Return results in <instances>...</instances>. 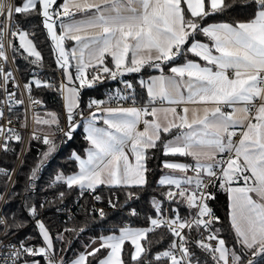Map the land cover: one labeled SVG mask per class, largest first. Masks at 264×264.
<instances>
[{
	"label": "snow or ice",
	"instance_id": "obj_1",
	"mask_svg": "<svg viewBox=\"0 0 264 264\" xmlns=\"http://www.w3.org/2000/svg\"><path fill=\"white\" fill-rule=\"evenodd\" d=\"M39 31L58 84L44 71ZM118 78L123 88L107 99H83ZM35 90L63 97V121L39 114ZM78 134L86 146L70 149L33 197ZM33 142L43 148L21 192L17 170L0 167V264H264V0H0V153L20 159ZM157 150L188 162L165 159L163 190L142 208ZM221 191L227 233L213 207ZM72 192L115 215L81 205L83 225L69 215L54 233L46 214L71 211ZM141 215L146 226L126 223Z\"/></svg>",
	"mask_w": 264,
	"mask_h": 264
},
{
	"label": "trees",
	"instance_id": "obj_2",
	"mask_svg": "<svg viewBox=\"0 0 264 264\" xmlns=\"http://www.w3.org/2000/svg\"><path fill=\"white\" fill-rule=\"evenodd\" d=\"M15 3H17V4L20 3V0H15ZM242 15H243L242 13H234L231 18L232 19L239 18ZM201 40H205V38L201 37ZM34 42L37 43L38 50H40L42 52V55L44 56V71L47 72L48 75L49 74H55L58 71V69H56V65L54 63V56L52 55V53L50 51V42L47 40L46 34L43 31H39L38 36ZM15 43L18 45L17 41H15ZM18 66L21 69H23L26 66V62L23 59H20ZM53 70H55V71H53ZM153 74H157V73H153ZM133 77H135L136 79L140 78L137 74H132V75L126 76L124 79H133ZM30 78L31 77H27V79H30ZM143 78L145 79L147 77L145 76ZM110 89H111V91H115L114 84H110L109 87H99L98 90L89 92L87 95L83 96V99L87 100V99L93 98V97H99V98L105 97ZM138 92H140L143 95H146L144 89L138 88ZM38 96L41 97L46 102V108L43 111L39 112V114L41 116H45L47 112H57L58 114H61V118H62V110H63L62 97L59 95V93H57L56 91H53V90H44V91H40ZM80 131H82V130L80 129ZM13 143H15V142H13ZM82 145L86 146L82 135L78 134L76 139L71 143V145L64 147L63 151H61L59 154H57L55 156V159L51 160L45 166L44 170H42V172L40 174L41 178L37 181V185L39 186L40 191L33 192L32 193L33 197H41L42 198L45 195L44 188L46 187V184L50 179V173H52L53 169L57 168L58 166L65 165V161L67 160L68 152L70 149H80ZM21 147L22 146H19V145L16 147L17 153H20ZM42 148H43V146L41 144H39L37 142H33L31 152H27V151L25 152V155L22 159L24 161V164H23V166L20 164V167L18 170L19 175L18 176L16 175V178H15V181L17 182L16 191L18 193L23 190L24 182H25L26 176L28 174L29 168L33 165L34 158H37L39 156L40 150ZM165 159H168V158L163 157L162 151L157 150L150 156V158L148 160V167H149L148 181H149V185L147 188V192L144 194L145 200L141 203L142 208H147L149 206L148 200L150 199L152 194L155 193L158 196L159 192L163 190L158 185V179L163 174L162 163ZM174 159L185 160V158H174ZM17 162H18V159H17L16 155H13V154L4 155V154H2L0 167H5L8 169H14ZM74 167H76V170H77V166H74ZM65 170L70 171V168L65 166ZM4 183H5V178L0 177V188L3 187ZM103 195H104L105 201H106L107 197L110 195V193L108 192L106 187L104 188ZM48 196H53L51 191L48 192ZM217 196H218V199L216 202L213 203V207L216 210L217 215L221 218V221L224 222L223 231L227 233V232H229V229H230V225L226 221L227 197H226V194L222 191L217 193ZM120 202L121 203L123 202V194L122 193L120 194ZM73 203L74 204L79 203V205H80V208L75 213V218H76V223L78 225L82 226L86 217H85L84 208H82L81 205H83L84 207H89V206L93 205V201L91 200V198L89 196H85L84 198L81 199L77 192H72L67 197L66 204H73ZM96 205H100V206H103L105 208H108L106 206V203L105 204L97 203ZM55 207H56V205H53L46 214L47 217L50 218L52 230L54 233H55L57 228L62 227L61 220L55 212ZM105 211L109 212L110 216L115 215L113 213V210L110 208L106 209ZM87 219L89 221H91L92 217L89 216V217H87ZM96 219L97 220L99 219L98 215H97ZM71 223L72 222H69V226H71ZM126 223H129L133 227H144V226H146V224L144 222L143 215H141V217L139 219L132 218V220L126 221ZM88 235H92V233H89ZM67 239H73V236L68 235ZM83 239H87V237H83ZM152 239L155 240V239H157V237L152 236ZM79 244H80V241L78 240L76 242L77 248H79ZM56 246H57V248L61 247V245L59 243H57ZM64 254L65 253H61V255H64ZM66 255L71 256L72 253L69 251L68 253H66Z\"/></svg>",
	"mask_w": 264,
	"mask_h": 264
},
{
	"label": "built area",
	"instance_id": "obj_3",
	"mask_svg": "<svg viewBox=\"0 0 264 264\" xmlns=\"http://www.w3.org/2000/svg\"><path fill=\"white\" fill-rule=\"evenodd\" d=\"M13 2L15 3V0H13ZM48 76L51 77V78H54L55 81L57 82V84L60 82L61 77H60V72H59V70H58L55 74H49ZM22 82H23V81H22ZM110 84H114V86H115V90H116L118 87L121 88V89L123 88V84L120 82V78H118V79L115 80V81L108 79V80H106L102 85H99L98 88H99V87H109ZM53 91H55V90H53ZM110 92H111V93H114L115 91H111V89H110L105 97H100V98H99V97H93V98L107 99L108 94H109ZM39 93H40L39 90H35V91H34V96H35L36 98H39V99H41V100L43 101V104H42V105L37 106V111H38V112H41V111H43V110L46 108V102H45L41 97L38 96ZM57 93H58V92H57ZM18 95H19V93H18ZM26 107H28V101H27V99H26V95H25V105L19 107V113H18V114L21 115V118H23V113H24ZM63 113H64V109L62 110V114H63ZM32 114H33L32 111L29 110V111H28V116H29V124H30V126H31V123H32V121H31V116H32ZM62 121H63V115H62ZM14 126H16V127L18 128V127H19L18 122H14ZM20 131L23 132L22 129H20ZM29 131H30V129H29ZM27 139H28V137H27V133H25V141H26V144H27ZM23 157H24V155H22V156L20 157V159H18V162H17V164H16V166H15V168H14V169L17 170V172H18V170H19V167H20V164H21V161H22ZM1 158H2V153H0V166H1ZM15 178H16V175H13V180H14V181H15ZM85 196H88V195H85ZM89 197H90L91 200H92V197H91V196H89ZM48 198H49V199H54V196H48ZM92 201H93V200H92ZM96 204H97V203H94V201H93V205H94L95 207H97V208H98V207H103V206L96 205ZM67 208L70 209L71 211H66V210H64L63 208L61 209V211H56V207H55V212H56V214L59 216V218H60L61 221H67L69 215H73V214L75 215L76 211L80 208V205H79V203H75V204H74V203H73V204H67ZM106 209H108V208H105V210H106Z\"/></svg>",
	"mask_w": 264,
	"mask_h": 264
},
{
	"label": "crops",
	"instance_id": "obj_4",
	"mask_svg": "<svg viewBox=\"0 0 264 264\" xmlns=\"http://www.w3.org/2000/svg\"><path fill=\"white\" fill-rule=\"evenodd\" d=\"M72 44H74V42H69L66 46H68L69 47V49H70V47H71V45ZM158 74V73H157ZM132 75V74H131ZM128 76V75H127ZM126 77V76H125ZM124 77V78H125ZM145 79H147V78H145ZM145 94H146V90H145ZM62 97V96H61ZM157 107H167V104L165 103V104H160V103H157V105H156ZM65 111V110H64ZM142 127V126H141ZM81 130H82V127H81ZM178 158H182V157H178ZM168 159H170V160H175L176 162H188V161H186V160H176V159H174V158H171V157H169ZM164 162V161H163ZM163 164V163H162ZM77 171H78V166H77ZM165 171H167V170H163V172H165ZM161 177V176H160ZM159 180V179H158Z\"/></svg>",
	"mask_w": 264,
	"mask_h": 264
},
{
	"label": "rangeland",
	"instance_id": "obj_5",
	"mask_svg": "<svg viewBox=\"0 0 264 264\" xmlns=\"http://www.w3.org/2000/svg\"><path fill=\"white\" fill-rule=\"evenodd\" d=\"M15 41H17V43H19L18 39H17V40H15ZM62 103H63V97H62Z\"/></svg>",
	"mask_w": 264,
	"mask_h": 264
}]
</instances>
